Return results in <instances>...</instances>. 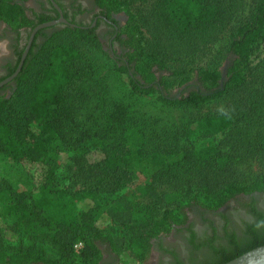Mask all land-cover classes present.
<instances>
[{"label": "trees", "instance_id": "16d2710c", "mask_svg": "<svg viewBox=\"0 0 264 264\" xmlns=\"http://www.w3.org/2000/svg\"><path fill=\"white\" fill-rule=\"evenodd\" d=\"M26 1L0 0V22L17 31L22 27H30L32 31L37 25L47 22H35L29 17L23 6ZM156 1L151 25L155 39L160 37L155 48L157 50L153 52L147 48L144 25L133 11L135 0H98L99 7L109 17L111 13L121 12L129 17L123 31L127 36L126 56L129 64L135 66V76L139 75L145 84L132 77L125 64L118 68L129 74L134 89L151 94L159 89V83L161 88L167 86L164 77L158 81L157 71L169 70L166 64V59L171 55L166 53L168 48L181 50L190 47L196 50L203 47L204 53L227 33L223 56L230 57V63L225 78L219 66L214 69L198 67L193 72L200 89L192 90L189 96L184 93L171 98L162 95V100L200 106L230 95L234 99L228 111L194 121L193 128L200 127L207 135L228 129L237 130L240 124L243 130L254 124L264 128V0ZM61 34L67 35L69 42L49 48L51 40ZM78 42L105 52L93 30L66 28L55 32L41 45L34 43L22 71L14 80L16 85L11 97L2 94L4 88L0 89V153L7 155L11 161L42 163L48 167L46 181L39 188L40 198L33 200L30 205L20 200L8 209L17 216L13 230L28 235L33 247L26 250L10 249L3 244L4 235L0 231V264H101L102 245H107L118 257L126 254L135 262L145 264L152 251V241L169 234L174 226L184 225L190 208L198 205L211 211L218 210L240 195L264 193V177L241 178L230 171L228 181L224 184H219V176L215 177L218 180L216 186L206 195H212L213 200L205 198L204 202L198 195L188 197L189 191L180 188L177 195L179 199L173 205L161 207L159 203H151L139 208L119 191L126 186L127 178L124 176L130 159L115 155L104 156L101 160L106 170L100 173L101 176L97 175V180L96 172H92L94 184H88L76 192L52 191L49 183L58 171L59 164L57 158L51 155V141L54 134L64 129L69 122H77L76 116L72 115L74 111L70 95L75 91V84L81 80L77 78L81 75V64L87 61ZM24 50L19 53L20 59ZM43 54L46 55L44 65L30 82L31 68ZM162 54L164 58L160 57ZM19 62L15 68H10L9 75L16 71ZM8 76L0 78V82ZM171 76H183L181 84L191 79L181 70L172 71ZM147 85L150 86L146 88ZM107 112L111 121L118 125L125 123L127 113L123 107L109 105ZM34 122L39 124V132L33 130ZM236 138L241 147V142H244L241 134ZM263 143L259 142L262 147ZM216 151V148H209L190 154L188 151L170 149L177 158L156 152L152 160L163 166L157 169L156 177L164 179L168 175L169 182H174L175 174H172L170 167L179 166L183 160L191 164L196 160L205 163L211 159L228 160L226 157L216 159L217 156L210 154ZM224 172H228V169L225 168ZM2 191L3 186L0 185V194ZM104 193L111 195L107 203L101 200ZM81 203L88 207L77 213ZM104 219L122 227V230L117 233L101 227L100 223ZM34 226L40 227L36 233ZM244 231V238H238L233 231L230 233V251L207 243L211 255H205L201 264H226L264 245V222L247 227ZM78 242L83 243V248L76 253L74 246ZM44 245L55 250V254L47 253L42 247ZM189 260L190 264H200L194 256Z\"/></svg>", "mask_w": 264, "mask_h": 264}, {"label": "rangeland", "instance_id": "374dc122", "mask_svg": "<svg viewBox=\"0 0 264 264\" xmlns=\"http://www.w3.org/2000/svg\"><path fill=\"white\" fill-rule=\"evenodd\" d=\"M156 2V0L148 2L135 0L133 10L139 22L144 25L147 48L153 52L157 50L155 48L160 37L159 35L155 39L151 25L152 11L156 8ZM28 6L32 8L35 4L28 3ZM128 20L129 17L126 15L123 21L128 22ZM66 42H69L67 35L61 34L48 45L52 48ZM226 46L227 33L217 39L204 53L203 47H198L196 50L190 47L181 50L178 48L179 51L168 48L166 53L171 54L166 59L169 70L157 71L158 76L165 78L167 86L148 94L134 89L129 74L119 70V65L108 52L78 42V47L87 57V61L82 62L81 75L77 77L81 80L75 84V91L70 95V103L74 111L72 115L76 116L77 122L76 124L69 122L64 129L54 134L51 141V155L57 158L59 164L58 171L49 183L52 191L76 192L86 188L88 184H94L93 171L96 172L97 180V175L101 176L100 173L106 170L101 160L114 155L130 159V162L127 161L129 164L126 167L127 174L124 176L127 178L126 186L119 191L139 208L147 207L151 203H159L161 207L173 205L179 199L177 195L180 188L189 191L188 197L198 195L204 202H206L205 198L213 200L212 195L210 197L206 195L216 186L218 180H215V177L219 176V184H224L228 181L227 176L230 171L241 178L264 177V147L259 144L264 141V128L260 125L254 124L249 129L243 130L240 129V124L237 130L228 129L211 135L205 134L200 127L193 128L194 121L228 111L233 97L224 96L200 106L167 103L162 100V95L171 98L197 89V79L193 70L198 67L214 69L219 66L223 74L230 63V57L223 56ZM45 56V54L40 55L33 64L30 82L43 67ZM160 57L164 58L163 54ZM10 58L14 59V55L8 40L0 39V77L6 71L5 66H1L2 60L10 62ZM175 70L186 72L191 76L190 81L181 84L183 76H171V72ZM14 90L13 87L2 91V94L9 98ZM109 105L124 108L127 115L123 125H118L109 119L107 112ZM33 130L39 132V124L34 122ZM239 133L244 140L241 142V147L236 138ZM209 148L217 149L216 152L210 153L212 156H217L216 159L226 157L228 160L211 159L208 161L209 164L201 160H196L194 164L183 160L179 166L170 167L172 174H175L174 182H169L168 175L164 179L156 177L157 169L163 168L161 163L155 164L152 160L156 152L174 158L176 154L171 153L170 149L194 154ZM170 162L173 163V160ZM225 168L228 169L226 173ZM47 172L48 167L42 163H19L11 161L7 155L0 153V185L4 190L0 194V231L4 235L3 244L10 249L26 250L33 247L28 235L13 230L17 216L8 209L20 200L30 205L33 200L40 198L39 188L45 183ZM219 173L222 175L220 176ZM110 199L109 193L101 195L103 203H107ZM87 207V204H79L77 213ZM198 207L201 206L196 205L188 212L193 214L199 209ZM197 217L200 222L203 219L207 220L203 212ZM100 226L111 232L113 230L119 233L122 230V227L110 223L108 219H104ZM34 228H36L34 233L40 229L36 226ZM168 240L173 242L172 236ZM42 247L47 253L55 254V250L49 246ZM107 247L102 245V250L107 252ZM82 248V242L74 246L76 253ZM161 252L160 248L151 251L145 264H158ZM119 264L139 263L122 254L119 257Z\"/></svg>", "mask_w": 264, "mask_h": 264}, {"label": "flooded vegetation", "instance_id": "af4514ba", "mask_svg": "<svg viewBox=\"0 0 264 264\" xmlns=\"http://www.w3.org/2000/svg\"><path fill=\"white\" fill-rule=\"evenodd\" d=\"M28 3H34L35 6L30 8ZM23 6L26 14L35 22L44 20L47 21L45 23L55 22V24L38 30L30 45L34 30L42 24L37 25L32 31L30 27H22L17 31L0 22V39L8 40L14 55V59L10 58V62L2 60L1 66H5L6 71L0 78L10 74V68H15L19 62V53L25 49L24 54L29 45L30 52L34 43L43 44L55 32L66 28H81L93 30L99 37L104 51L108 52L120 67L125 64L130 69L129 74L141 81V84H145L139 75L135 76V66L130 65L127 60V36L123 32L127 24V21H123L124 17H126L125 13H111L109 17L99 7L98 0H27ZM61 19H65L66 22ZM30 31L31 34L28 38ZM40 31H42L41 34L39 33ZM160 78L158 76V81H160ZM15 85V81H12L0 89L4 88V91L15 88ZM197 85V88L200 89V85L198 83ZM149 86L145 87L148 88ZM157 88L162 90L160 83ZM191 92L189 90L184 94L189 96ZM198 208L197 210L195 209L196 211L193 214L188 212V220L184 225H176L169 234H163L152 241V251L156 248L162 249L158 264H190L189 259L193 256L199 259L201 264L205 255H211L210 249L206 246L209 242L218 249L230 251V233L232 231L238 238H244L246 235L244 230L247 227L264 222V193L240 195L218 210L210 211L202 207ZM201 212L206 214V221L204 219L201 222L198 220L197 216ZM171 236L173 242L168 240ZM107 248V252L102 250L103 259L101 264H119V257L109 247Z\"/></svg>", "mask_w": 264, "mask_h": 264}, {"label": "water", "instance_id": "95a60500", "mask_svg": "<svg viewBox=\"0 0 264 264\" xmlns=\"http://www.w3.org/2000/svg\"><path fill=\"white\" fill-rule=\"evenodd\" d=\"M61 20L66 22L65 19H61ZM54 24H55V22H50V23H45V24H42V25L38 26L34 30L33 36L31 38L30 45L32 43V39L34 38V35L36 34V32L38 30L50 27V26H52ZM30 45L28 46L26 52L23 54L22 60H21V62L19 64L18 69L16 70V72L12 76H10L9 78H7L3 82H1L0 83V88L3 87L4 85H6L7 83L14 81L18 77V75L20 74V72L23 69L27 54H28L29 49H30ZM222 76H223V78H225L226 70L224 71ZM226 264H264V245L260 246V247H257L255 249L249 251V252H246L245 254L233 259L232 261H229Z\"/></svg>", "mask_w": 264, "mask_h": 264}]
</instances>
